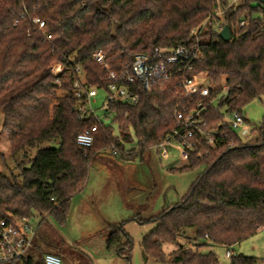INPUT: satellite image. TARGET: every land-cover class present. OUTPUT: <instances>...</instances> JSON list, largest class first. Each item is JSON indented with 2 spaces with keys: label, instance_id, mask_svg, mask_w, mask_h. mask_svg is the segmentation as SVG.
Listing matches in <instances>:
<instances>
[{
  "label": "trees",
  "instance_id": "16d2710c",
  "mask_svg": "<svg viewBox=\"0 0 264 264\" xmlns=\"http://www.w3.org/2000/svg\"><path fill=\"white\" fill-rule=\"evenodd\" d=\"M229 0H0V116L9 144L7 159L1 155L0 217L11 221L51 215L63 222L70 199L82 189L87 170L97 153L114 150L122 158L156 146L174 128L172 110L179 100L173 82L152 92L138 93L136 104L111 103L121 138L95 120L91 112L80 113L72 94V76L59 82L50 65L72 58L84 71L88 86L104 90L106 71L92 60L102 51L113 68L130 62L137 52L153 47L172 48L194 43L190 31L201 25L217 7ZM23 16H21V14ZM39 16L46 40L31 22ZM230 39L218 36L208 24L199 36L200 56L193 72L205 73L212 86L224 82L226 110H239L264 95V5L240 0L221 16ZM244 20L241 27L238 23ZM218 18L213 21L215 24ZM220 91V88L216 90ZM209 125L220 113L209 109ZM96 124L92 146L81 148L75 138ZM131 128L138 151L123 150ZM223 141L201 157L171 168L182 172L203 167L187 192L153 216L137 220L154 223L140 241L143 255L170 264H218L216 255L198 252L202 244L231 247L264 228V121L254 138L242 140L226 130ZM57 141L58 146L43 147ZM228 142L231 144L228 145ZM120 151V153L117 152ZM44 218V217H43ZM193 229L194 247L187 245V229ZM178 238L186 239L178 243ZM132 239L122 225L107 234L105 247L130 262ZM164 244L176 245L167 259ZM229 264H255L256 258L233 254ZM62 262V260H61ZM0 264H44L43 253H27Z\"/></svg>",
  "mask_w": 264,
  "mask_h": 264
},
{
  "label": "rangeland",
  "instance_id": "374dc122",
  "mask_svg": "<svg viewBox=\"0 0 264 264\" xmlns=\"http://www.w3.org/2000/svg\"><path fill=\"white\" fill-rule=\"evenodd\" d=\"M253 4L264 0H252ZM207 26V25H206ZM224 82L215 87H220ZM214 87V86H213ZM105 92L98 90L92 106L95 115L104 126L109 127L112 135L121 138V132L114 113L102 108ZM219 105V103H216ZM225 110L220 106V111ZM241 112L254 127L259 128L264 121V95L252 100L241 108ZM0 116V171L1 155L7 159L9 152L8 138L1 129ZM129 128L126 133L130 141H123V150H137L136 138ZM254 137V136H253ZM251 137V138H253ZM58 146L57 141L42 145ZM118 153L120 151L117 150ZM187 164L178 157L174 148L168 149V156L162 157L157 146L148 147L129 158L114 154L111 149L97 153L87 170V179L80 191L70 199L66 219L63 222L51 215L34 216L29 220L35 229L31 248L28 253H51L60 257L63 264H127L126 259L115 250H107L105 240L112 228L122 225L125 233L132 239L129 264H170L159 263L143 255L140 248L141 239L150 233L155 224L140 223L137 219H147L158 213L164 205L174 203L187 192L190 184L202 171L203 167L171 171V168ZM190 239L187 243L194 247V230H185ZM178 238L177 242L185 243ZM176 248L173 244H164L163 252L167 259ZM256 258L255 264H264V228L231 247L222 244L198 247V252H213L218 264H229L230 257L226 251Z\"/></svg>",
  "mask_w": 264,
  "mask_h": 264
},
{
  "label": "built area",
  "instance_id": "2783aa9c",
  "mask_svg": "<svg viewBox=\"0 0 264 264\" xmlns=\"http://www.w3.org/2000/svg\"><path fill=\"white\" fill-rule=\"evenodd\" d=\"M239 1L229 0L226 6L214 9L201 25L190 31L194 37V43L190 45L180 44L172 48L157 46L148 52H137L130 62L120 64L118 68L111 66L106 54L102 51L98 50L92 54V60L106 71V78H108L106 88L102 90L106 95L102 103L104 110H107L111 103L136 104L140 96L130 86L134 83H137V89L147 92H152L170 82L176 85L177 89L174 93L180 98L172 110L174 128L156 145L162 157L168 156L170 148H174L178 157L186 162L192 155L195 157L207 155L209 153L207 148L214 149L223 141L225 131L222 128L236 133L242 140L251 139L257 134L256 127L241 111L226 110L225 105H221L225 110L220 111V106L216 103L224 100L226 88L223 84L220 87H213L205 73L193 72V63L200 56L201 31L208 24L213 25V30L219 31L222 28L220 26L222 14L228 8L236 6ZM216 18L218 21L213 24ZM31 22L42 32L46 40L51 38V35L44 31L45 23L39 16H33ZM244 24L245 21L241 20L238 26L241 27ZM69 71L73 73L72 94H74L78 111L91 112L94 119L98 120L92 101L99 89L85 83L81 66L72 58L66 57L50 65V72L57 77V82L61 75L68 74ZM219 88L220 91L217 92ZM209 109L220 113L219 121L212 125H209L206 118ZM96 130H98L97 126L94 124L78 133L75 138L76 145L81 148L92 146ZM230 144L228 142V145ZM113 153H115L114 150ZM35 229L25 218L11 221L0 217V262L26 255L33 246ZM225 254L228 257L232 255L230 250ZM43 262L44 264H63L59 256L51 253L43 254Z\"/></svg>",
  "mask_w": 264,
  "mask_h": 264
},
{
  "label": "water",
  "instance_id": "95a60500",
  "mask_svg": "<svg viewBox=\"0 0 264 264\" xmlns=\"http://www.w3.org/2000/svg\"><path fill=\"white\" fill-rule=\"evenodd\" d=\"M218 36L223 39V40H228L230 39V33L228 26L226 24L223 25V27L219 30Z\"/></svg>",
  "mask_w": 264,
  "mask_h": 264
},
{
  "label": "crops",
  "instance_id": "0c3cea01",
  "mask_svg": "<svg viewBox=\"0 0 264 264\" xmlns=\"http://www.w3.org/2000/svg\"><path fill=\"white\" fill-rule=\"evenodd\" d=\"M45 254V253H44Z\"/></svg>",
  "mask_w": 264,
  "mask_h": 264
}]
</instances>
